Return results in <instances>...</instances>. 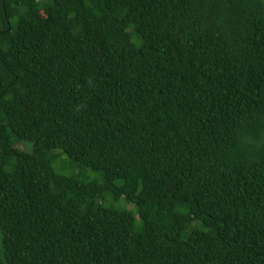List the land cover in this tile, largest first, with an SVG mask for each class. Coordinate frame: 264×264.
Segmentation results:
<instances>
[{
  "label": "trees",
  "instance_id": "1",
  "mask_svg": "<svg viewBox=\"0 0 264 264\" xmlns=\"http://www.w3.org/2000/svg\"><path fill=\"white\" fill-rule=\"evenodd\" d=\"M0 264H264V0H0Z\"/></svg>",
  "mask_w": 264,
  "mask_h": 264
},
{
  "label": "rangeland",
  "instance_id": "2",
  "mask_svg": "<svg viewBox=\"0 0 264 264\" xmlns=\"http://www.w3.org/2000/svg\"><path fill=\"white\" fill-rule=\"evenodd\" d=\"M24 143H26V144H28L31 148H32V150H33V144L31 143V142H26V141H24ZM21 147L22 148H26L27 146L25 145V144H22L21 145ZM66 158H67V156H66ZM66 158H63V157H60V159H59V167L61 168V169H64V170H67L68 168L66 167V162H65V160H66ZM89 171H90V174H91V176H93V177H95L97 174L95 173V171H93L92 169H89ZM69 172V171H68ZM130 208H132V206H130Z\"/></svg>",
  "mask_w": 264,
  "mask_h": 264
}]
</instances>
